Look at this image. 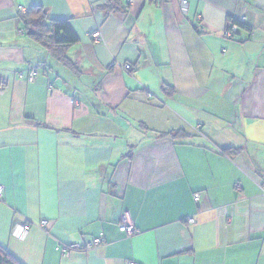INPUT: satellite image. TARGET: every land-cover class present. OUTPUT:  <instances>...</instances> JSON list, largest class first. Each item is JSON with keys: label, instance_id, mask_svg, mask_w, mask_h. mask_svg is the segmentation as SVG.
Instances as JSON below:
<instances>
[{"label": "crops", "instance_id": "obj_1", "mask_svg": "<svg viewBox=\"0 0 264 264\" xmlns=\"http://www.w3.org/2000/svg\"><path fill=\"white\" fill-rule=\"evenodd\" d=\"M31 7L68 20L74 69L32 38ZM0 187L20 264H264V0H0Z\"/></svg>", "mask_w": 264, "mask_h": 264}, {"label": "trees", "instance_id": "obj_2", "mask_svg": "<svg viewBox=\"0 0 264 264\" xmlns=\"http://www.w3.org/2000/svg\"><path fill=\"white\" fill-rule=\"evenodd\" d=\"M108 11L107 6H105ZM21 20L30 29L32 38L45 48L57 61L61 62L65 66L74 69V63H72L67 57V49L69 46L75 44L78 41V37L73 32L68 20H48L43 8L31 7L20 15ZM237 25V31L229 37L234 39L239 36V32L246 30L249 31L245 22H239L238 19H228L226 28L231 25ZM238 42H242L243 39H238ZM183 132H171V135H182ZM238 149H227L224 153H236ZM0 264H20L9 253L0 246Z\"/></svg>", "mask_w": 264, "mask_h": 264}, {"label": "built area", "instance_id": "obj_3", "mask_svg": "<svg viewBox=\"0 0 264 264\" xmlns=\"http://www.w3.org/2000/svg\"><path fill=\"white\" fill-rule=\"evenodd\" d=\"M161 1L166 3V2H169L170 0H161ZM177 1L179 3V11L182 14H187V12H188V0H177ZM238 20H239V22H242V23L246 22V19L244 17H241ZM237 29H238L237 25L232 24L231 27L225 29L224 36L226 38L231 37L237 31ZM93 37L95 39H98L99 34L98 33L93 34ZM124 69L126 71H129V70H131V67L129 65H124ZM36 74H37V69L35 67H32L28 70L26 75L21 74L20 76L24 77L27 82H33ZM1 84L3 86H5L6 81L2 80ZM2 190H3L2 187H0V198L2 195ZM193 198L195 201H198L199 195L195 194L193 196ZM188 222L192 223L193 220L189 219ZM46 225H47V222L45 220L40 221L41 227H45ZM29 228H30L29 223H24V222L18 223V224H15L13 226V228L11 230V234L14 238L21 241V240H24L25 237L27 236ZM119 230L122 233H125L126 235H133L137 232V229L134 225V222L132 221L129 212H127V211L124 212L121 216V221L119 223ZM104 243H105L104 240H102L100 238H94L92 241H90L86 244H83V245L78 244V243H72V244H66V245L59 244V245H57L56 250L58 252H60V254L63 257H65V256L69 255L71 252L90 250V249L96 248L100 245H103ZM129 264H134V263L130 262Z\"/></svg>", "mask_w": 264, "mask_h": 264}, {"label": "rangeland", "instance_id": "obj_4", "mask_svg": "<svg viewBox=\"0 0 264 264\" xmlns=\"http://www.w3.org/2000/svg\"><path fill=\"white\" fill-rule=\"evenodd\" d=\"M4 80H5V79H4ZM5 81H6V84H5V85H7V82H8V81H7V80H5ZM1 83H2V81H1ZM1 86H3V85L1 84Z\"/></svg>", "mask_w": 264, "mask_h": 264}]
</instances>
